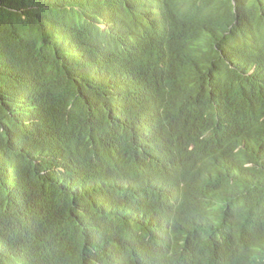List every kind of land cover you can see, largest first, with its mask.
Segmentation results:
<instances>
[{
  "label": "trees",
  "instance_id": "1",
  "mask_svg": "<svg viewBox=\"0 0 264 264\" xmlns=\"http://www.w3.org/2000/svg\"><path fill=\"white\" fill-rule=\"evenodd\" d=\"M238 126L256 148L264 0H0V264H174L185 181L264 264V171L205 173Z\"/></svg>",
  "mask_w": 264,
  "mask_h": 264
},
{
  "label": "clouds",
  "instance_id": "2",
  "mask_svg": "<svg viewBox=\"0 0 264 264\" xmlns=\"http://www.w3.org/2000/svg\"><path fill=\"white\" fill-rule=\"evenodd\" d=\"M237 129L226 138H221L215 131L212 135L204 134L202 139L207 138L203 149L206 151L204 166L206 172H210V166L222 162L226 163L223 173L226 177L240 179L251 169L264 171V136L258 130L250 134L256 139V148L251 147L244 136ZM214 141V142H213ZM212 151L222 152V156L211 154ZM258 163V164H257ZM200 165L196 163V169ZM204 173V174H205ZM187 194V201L182 202L183 196ZM168 201L170 207L163 214L167 219L166 225L171 228L178 221V227H182L184 235L173 240L177 246V254L172 259L176 264V257L181 256L182 264H232L234 256V244L232 239L225 235L229 219L222 211L226 209L204 210L199 207L203 195L194 201L188 194L185 182H174L168 190ZM183 213V214H182ZM185 216L182 221L181 217ZM180 221H182L180 223ZM203 243V244H202ZM139 256L136 257V260Z\"/></svg>",
  "mask_w": 264,
  "mask_h": 264
}]
</instances>
